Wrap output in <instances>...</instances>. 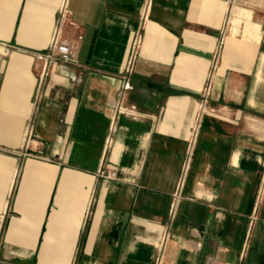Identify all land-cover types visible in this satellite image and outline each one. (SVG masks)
Instances as JSON below:
<instances>
[{"label":"crops","instance_id":"obj_1","mask_svg":"<svg viewBox=\"0 0 264 264\" xmlns=\"http://www.w3.org/2000/svg\"><path fill=\"white\" fill-rule=\"evenodd\" d=\"M0 43V264H264V0H0Z\"/></svg>","mask_w":264,"mask_h":264},{"label":"built area","instance_id":"obj_2","mask_svg":"<svg viewBox=\"0 0 264 264\" xmlns=\"http://www.w3.org/2000/svg\"><path fill=\"white\" fill-rule=\"evenodd\" d=\"M233 2H236V0H233ZM65 14H66V6L63 5L62 16H64ZM60 34H61V29L59 26L55 30V33L53 35V38H52V41L50 44V48H51L52 52H56L61 57V59L63 61L70 62L73 60V56L71 54L69 47L66 44H64L63 42H61ZM1 48H2V43H0V58L3 55L1 53ZM209 90H210V83H208L207 88L205 89V98L208 96ZM206 111H207V107L205 104H203L201 107V114H204ZM198 127H199V123H197V125H196L197 129H198ZM30 135H31V130L29 129V132L27 133L26 138L24 140L23 149L28 146ZM102 173L105 174L106 177H108V178H115L116 177V172L113 170H110L107 172H102Z\"/></svg>","mask_w":264,"mask_h":264}]
</instances>
